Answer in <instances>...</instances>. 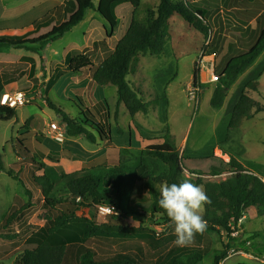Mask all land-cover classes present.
Returning a JSON list of instances; mask_svg holds the SVG:
<instances>
[{
	"label": "trees",
	"instance_id": "16d2710c",
	"mask_svg": "<svg viewBox=\"0 0 264 264\" xmlns=\"http://www.w3.org/2000/svg\"><path fill=\"white\" fill-rule=\"evenodd\" d=\"M127 4L133 8L130 24L115 49L111 50L107 39L112 38L120 27L118 8ZM140 5L141 0H100L97 6L94 0H65L66 20L50 27L48 33L42 37L34 38L31 27L22 30H0V62H28L35 72L37 69L34 58L5 53L3 50L39 54L50 43L62 38L83 22L87 10L95 9L110 26V30L105 28L107 39L94 43V49L102 53L103 61L96 65L88 54L77 53L68 55L64 64L59 65V68L66 70L65 73L70 72L76 76L69 88L77 99L80 114L78 117H72L62 109L56 108L49 99L48 105L62 117L69 138L84 137L93 145L112 143V126L100 121L101 115L94 114L84 99L74 93L79 89L77 77H82L85 71L92 70V81L98 86L117 88L118 106L123 104L133 119L137 114L147 115L151 107H157L165 124L163 137L159 138L163 142L140 149L139 156L135 157L138 158L135 165L121 162L114 166L83 168L72 173L53 169L56 178L30 146L33 142L39 145L47 143L45 135L30 130L26 124L24 128L28 130L17 138L14 147L23 161L34 163L45 170L43 175L33 176L31 184L40 190L44 198L46 223L26 239L14 264H71L68 263L67 256L72 248L76 250V264H149V256L141 243L126 241L134 239V236L138 237L147 247L154 250L149 249L155 256L162 246L176 239V236L170 235L159 242L156 238L158 233L154 229L156 226L174 228L159 205L160 188L165 183L170 185L187 180L202 186L209 197L211 203L205 205L202 215L207 222L206 230L202 235L197 234L195 237L199 243L205 235L211 233L224 234L228 239L235 241L234 233L242 228L240 220L250 209L256 208L258 213L264 216V165L243 164L234 155H230V160L226 161L214 152L205 155L194 154L188 147L180 151L168 126L169 99L166 87L162 89V95H156L153 100L147 102L142 92L128 81V76L137 72L141 56L166 54L167 45L174 42L171 24L174 17L180 18L189 31L198 32L208 38L213 28L207 14L218 9L220 1L161 0L155 9L147 8L143 20L137 18ZM237 5L240 7L237 11L240 18L252 22V25L257 27L256 41L251 44L246 32L242 28L237 30L242 48L233 45L232 54L220 72L215 66L218 85L210 101L214 109L223 107L230 89L264 53V0H238ZM39 57L43 63V57L40 54ZM59 68L54 73L57 79L64 73H59ZM22 75L23 73L0 72L1 121H11L17 117V110L1 105V98L5 91L17 90V82ZM263 75L264 62L245 80L238 101L231 110L230 129L239 128L244 119L249 120L264 111V106L250 98L246 92L247 89L258 91ZM54 77L49 80V84H53ZM198 82L199 71L194 69L193 83L197 85ZM118 109L119 107L116 119ZM134 127L141 138L148 141L158 140L154 131H147L146 127L136 121ZM117 131L122 136L126 134L121 128ZM50 153L57 157L61 155L63 158H72L71 151L66 149ZM126 154L131 156L129 148L122 149V156ZM47 159L60 163L58 158L49 153ZM4 170L5 163L0 154V173ZM8 174L19 180L13 170ZM225 174H230L225 180L207 179L219 178ZM101 208H109L112 211L104 217L105 222L100 221ZM24 210L23 208L9 214L5 226L13 225ZM129 218L138 221L139 228L131 227ZM92 240L123 242L120 246L122 252L107 258L100 257L94 248L88 246ZM230 250V243H225L222 250L216 253L213 264H221L229 256ZM205 251L197 246L173 245L165 257L162 255L157 259L156 264L167 258V264H199L206 256ZM13 257H6L4 260ZM0 258H3V255L0 254Z\"/></svg>",
	"mask_w": 264,
	"mask_h": 264
},
{
	"label": "rangeland",
	"instance_id": "374dc122",
	"mask_svg": "<svg viewBox=\"0 0 264 264\" xmlns=\"http://www.w3.org/2000/svg\"><path fill=\"white\" fill-rule=\"evenodd\" d=\"M99 1L94 0L95 6ZM160 1L141 0L137 18L143 20L147 8L152 7L155 9ZM175 1L191 2L192 0ZM219 1L220 7L207 14V19L211 22L213 28V38L209 45L208 38L198 32L189 31L180 18L174 17L171 20L174 42L167 45L166 54L162 56H141L137 72L130 74L128 81L134 88L142 92L147 102L153 100L156 95H162V89L166 87L169 99L168 126L180 151L188 147L189 151L194 154L205 155L214 152L216 156L222 157L226 161L230 160V155H234L243 164L264 165V111L255 114L249 120L244 119L237 129L229 128L232 107L238 101L245 80L259 64L264 62V53L252 67L240 76L236 84L230 89L221 109H214L210 104L213 92L218 85V79L215 81L213 78V76L217 77L215 66L220 72L232 54L233 45L242 48L237 30L242 28L250 37L251 44L256 41L257 32L255 25L244 23L237 14L240 8L237 5L238 0ZM64 2L65 0H0V30H22L25 27H31L34 38L42 37L48 33L50 27L62 24L66 20ZM132 14L133 8L129 4L118 8L120 27L114 35L115 39L111 41V47L114 48L116 39L125 33ZM105 28L110 30L109 24L95 9H89L83 22L62 38L50 43L39 54L43 57V62L49 69L52 70L54 64H56L57 69L59 65L64 64L67 53L71 52L72 55L83 53L84 49H89L87 52L90 53L93 49L92 40L96 38L107 39ZM26 38L29 37L26 36ZM111 47L109 48L111 49ZM3 51L34 58L38 67L37 72L44 71V78L41 80H46L48 77V72L39 60L38 53L12 49H4ZM90 58H93V62L97 64L103 59V55L91 53ZM194 69L199 71L197 85L193 83ZM7 71L23 73L22 79H20L22 86L27 85L29 80L35 83V80L29 77L31 67L28 62L9 63L1 61L0 72ZM61 71L66 70L60 67L59 73ZM67 75L73 76L74 74L67 72L62 73L59 79L54 77L49 98L56 108L62 109L72 117H78L80 109L77 105V99L72 95L73 90L69 88L72 81L69 80L67 83L65 80ZM40 83L41 81L38 79L37 86ZM41 87L39 86V88ZM100 89H103L100 91L105 96L111 112L114 113L117 110L118 103L117 88L109 86ZM20 90L36 97L35 88H32V86L31 88L22 87ZM66 91L68 96L65 95ZM81 91L82 89H78L74 93L81 96ZM246 92L250 98L264 106V75L260 78L258 91L247 89ZM91 98L93 97L88 92L86 100H91ZM94 98L97 97L94 96ZM91 109L94 114L100 111V109L94 107ZM119 118V126L116 125L115 118L111 121L107 116H101L99 119L112 126V134L116 143L122 136L118 133V128L126 132L132 120L124 106L120 109ZM138 121L146 124L145 129L147 131H154L158 140L150 143L145 140L142 143L135 141L129 147H126L131 151V156L129 154L122 156L123 148L116 149L115 143L93 145L84 137L69 138L62 117L47 104L45 95L40 98L36 97L31 104L25 107L18 108L17 117L13 120H0V154H2L5 163V170L0 173V254L3 255V258H0V264H14L26 239L46 223L44 198L40 190L31 184V178L43 175L45 170L34 163L23 161L18 157L14 147L17 138L28 130L24 128L25 125L27 124L30 130L45 135L47 143L44 142L43 145H39L33 142L30 146L33 148L35 155H38L43 163L51 169L49 172H52V176L56 178L53 169L63 173H72L83 168L114 166L121 162L126 165H135L138 162V158L135 159V157L136 155L139 156L140 149L149 146V144L163 142L159 138L163 137L162 131L165 129V124L160 118L157 107H151L147 115L140 113ZM52 123L57 124L63 130L65 129L64 143L58 142L53 136H50ZM63 149L71 151V159L63 158L61 155L57 157L55 154L50 153V151L59 152ZM48 153L58 158L60 163L48 160ZM10 170L18 175L19 180L8 174ZM229 175L225 174L219 178L207 179L221 181ZM23 208L25 210L18 220L13 225L5 226L9 214ZM204 212L203 209L201 215ZM100 221L105 222V218L101 216ZM128 222L135 229L140 226L139 222L132 218H129ZM241 226L239 235L233 236L236 238L235 241L228 239L224 234L217 233L205 235L200 243L195 238L191 246L206 250V256L199 264H213L216 253L220 252L223 245L228 242L232 250L235 249L236 252L229 254L221 264H264V216L259 214L256 208L250 209L244 215ZM154 229L158 233L156 238L159 242L170 235L175 236L174 228L156 226ZM134 237V239H128L126 242L141 243L149 256L147 258L150 261L149 264H156L160 256L165 257L170 248L176 245L174 239L162 246L160 251L153 256L150 252L151 249L146 246L147 244L138 237ZM121 244L123 242L92 240L88 243V246L94 248L100 257L107 258L122 252ZM133 251L132 249L131 252ZM75 254L76 250L70 249L67 256L68 263L76 264ZM9 256L14 257L10 260H4ZM167 262L168 258L159 263L167 264Z\"/></svg>",
	"mask_w": 264,
	"mask_h": 264
},
{
	"label": "clouds",
	"instance_id": "9594fccd",
	"mask_svg": "<svg viewBox=\"0 0 264 264\" xmlns=\"http://www.w3.org/2000/svg\"><path fill=\"white\" fill-rule=\"evenodd\" d=\"M160 207L174 225L178 247L191 246L197 234H203L207 222L201 215L205 205L211 203L202 186L187 180L163 184L160 188Z\"/></svg>",
	"mask_w": 264,
	"mask_h": 264
},
{
	"label": "crops",
	"instance_id": "0c3cea01",
	"mask_svg": "<svg viewBox=\"0 0 264 264\" xmlns=\"http://www.w3.org/2000/svg\"><path fill=\"white\" fill-rule=\"evenodd\" d=\"M194 1H197V0H192L191 2H194ZM210 12V11H209ZM208 12V13H209ZM242 21L244 22V23H247L248 25H252V22H248V20L246 21V20H244V19H242ZM246 28V27H245ZM257 31V30H256ZM122 36V35H121ZM121 36H119V38L118 39H116V42H115V46H114V48L113 47H111V41H113V39H115V36H113L112 38H110V39H107V44H108V46L109 47H111V49H115V47H116V45H117V43H118V41H119V39H120V37ZM106 38H101V39H98V38H96V39H94V40H92V42H91V45L93 46V49L91 50V52L90 53H88L87 51H89V49H87V50H83V53H86V54H88L89 56L91 55V53H95V54H99L100 56L102 55V53L101 52H97L95 49H94V43L95 42H97V41H101V40H105ZM71 54V52H69V53H67L66 54V56H65V58H64V60L66 59V57L68 56V55H70ZM63 60V61H64ZM92 61H93V58H92ZM103 61V59L100 61V62H98L96 65H99L101 62ZM94 63V62H93ZM58 64V63H57ZM35 65H37L36 63H35ZM42 65H43V67H45V70H47V74H48V77L46 78V80H41V79H43L44 78V71H39V72H37L38 70H36L35 72H33V70L31 69V71H30V75H29V77H31L32 79H34L35 80V83H33L31 80H29L28 81V83H27V85H21V82H20V79H22V77L18 80V82H17V90H14V91H10V92H15V91H21L20 90V88H22V87H24V88H31V86H32V88H35V93H36V97L37 98H40L41 96L43 97V95H45L46 96V100H50V98H49V93H50V91H51V83L49 84L48 82H49V80L52 78V77H54V76H56V74H54L55 73V69H56V64H54V68L51 70V69H49L47 66H46V64L43 62L42 63ZM30 67H31V65H30ZM36 69H38V67L36 66ZM89 71V72H88ZM88 71H85L84 72V74H83V76L82 77H77V79H76V82L79 84V89H82V97L85 99V101H86V104L88 105V106H90L91 108L92 107H94L95 109H100V111H98L97 112V114H100L101 116H107L110 120L111 119H113L114 120V118H115V121H116V125H118L119 126V114H120V109H121V107L122 106H124L123 104H121L120 106H118V103H119V98H118V103H117V107H119V109H118V117H117V119H116V111L114 112V113H112L111 112V110H110V106H109V104H108V102H107V100L105 99V96L102 94V92L100 91V90H103V89H100V88H108L109 86H106V87H100V86H98L95 82H93L92 81V76H93V71L92 70H88ZM66 71H64V73H65ZM73 75V74H72ZM67 78H65V80H66V82L68 83L69 82V80L70 81H72V79L73 78H75L76 76L75 75H73V76H71V75H67L66 76ZM38 79H40V81H41V83L37 86V80ZM69 85V84H68ZM39 86H42L41 88H39ZM42 88H44V89H42ZM22 92H24V91H22ZM44 92V93H43ZM88 92H89V94L91 95V97H93V98H91V100H86V97H87V94H88ZM26 93V92H25ZM28 94V93H27ZM29 95V94H28ZM95 97H97V98H94V96ZM99 95H101L100 97H99ZM31 97H34V100L36 99V97L35 96H32V95H30ZM48 104V103H47ZM106 106V107H105ZM125 107V106H124ZM126 108V107H125ZM127 110V109H126ZM142 114V113H141ZM139 115H140V113L139 114H137L136 116H135V118L133 119L132 118V120L130 121V123H129V127H128V129H127V131H126V134L124 135V136H121L120 138H119V141H117L118 143H116V142H114V137H113V134H112V140H113V142L112 143H115L116 144V149H118L119 147L120 148H126V147H129L133 142H140V143H142L145 139H143V138H141V136H140V134L137 132V130L135 129V127H134V121H136L137 123H139V124H141L142 126H144V127H146L145 125V123L144 122H139L138 120H139ZM112 121V120H111ZM118 122V123H117ZM144 123V124H143ZM125 131V130H124ZM127 132H128V134H127ZM112 133H113V130H112ZM129 133H131V136H129ZM128 135V136H127ZM145 141H148V140H145ZM156 141V140H155ZM149 143L150 142H152V141H148ZM101 145V144H100ZM149 145H151V144H149Z\"/></svg>",
	"mask_w": 264,
	"mask_h": 264
},
{
	"label": "built area",
	"instance_id": "2783aa9c",
	"mask_svg": "<svg viewBox=\"0 0 264 264\" xmlns=\"http://www.w3.org/2000/svg\"><path fill=\"white\" fill-rule=\"evenodd\" d=\"M213 38L212 32L208 36V45L211 43ZM214 80H217V77H214ZM34 101V97H31L25 92L22 91H5L1 98V105L8 106L13 109H18L20 107H25L28 104H31ZM50 136H53L58 142L64 143L65 141V129L58 127L57 124L52 123L50 127ZM112 211L109 208H101L100 216L105 217L107 214L111 213ZM240 220V224H241ZM235 236L239 235V231L234 233ZM236 252L235 249L230 251V254Z\"/></svg>",
	"mask_w": 264,
	"mask_h": 264
}]
</instances>
